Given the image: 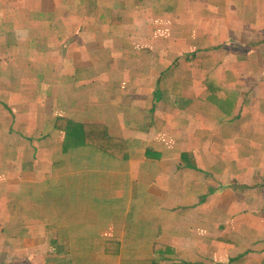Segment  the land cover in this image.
I'll return each mask as SVG.
<instances>
[{"label":"crops","instance_id":"1","mask_svg":"<svg viewBox=\"0 0 264 264\" xmlns=\"http://www.w3.org/2000/svg\"><path fill=\"white\" fill-rule=\"evenodd\" d=\"M181 3L0 0V264H264V129L239 104L244 77L264 72V0H210L220 42L199 56L209 36L176 21L201 18L203 1ZM253 23L250 52L222 46L243 49ZM94 55L108 81H85ZM75 70L77 99L58 92ZM73 123L127 149L69 140Z\"/></svg>","mask_w":264,"mask_h":264},{"label":"rangeland","instance_id":"2","mask_svg":"<svg viewBox=\"0 0 264 264\" xmlns=\"http://www.w3.org/2000/svg\"><path fill=\"white\" fill-rule=\"evenodd\" d=\"M156 2H159L160 0H155ZM176 3H175V2ZM183 1V0H182ZM180 0V2L178 0H163V2H166V4L164 5V8L170 4L169 9H173L172 5H182V2ZM203 3L199 4V7H201L202 9V17L200 18L199 15L194 14L192 15L189 19L187 23H184V25L178 21H176V23L180 24L182 31L185 32H198L196 34H199L201 36L204 35H208L209 37L206 40H201L198 38V40L196 39V45L194 47H198V50L196 51V49L193 51V54L199 56L200 53L202 52V50L205 48L207 50H209V52L205 53L204 55L210 54L211 52L214 51L211 50V45L210 44H216L220 42V38L219 35L215 38V39H210V31L213 30H218L219 27V22L217 21V23H213L211 24L213 18H217L219 16L218 13H215L212 6H210V0H202ZM197 3H195L194 5H196ZM176 7L177 9H179V7ZM175 8V9H176ZM43 16V15H41ZM144 18V16H143ZM196 20H200L197 23H190V21H196ZM2 24V22H0V25ZM58 24V23H57ZM225 26V25H224ZM256 30H259V26L255 27L254 23L251 25V29H249L248 31H246L248 33V38H246V40H248V44L242 49L241 46L235 44L234 42L231 44L230 43V37L227 39H223L222 40V46H226L230 47V49H228L229 51H239V52H250L253 49V41H256L257 38L255 36L256 34ZM188 34H185L184 36H187ZM259 38V40H261V36L258 34L257 36ZM221 46V47H222ZM249 47V48H247ZM223 48V47H222ZM232 48V49H231ZM255 48V47H254ZM130 50L127 48H121L120 50H114V52L120 53L122 55V57H124V59H127L125 56L127 52H129ZM145 51V50H143ZM138 51H136L137 54ZM190 53H186V57L191 56L189 55ZM109 56L112 57V63L111 64H117V56L112 54V53H108ZM202 56V58L207 59L205 56ZM229 53L227 52L226 49L223 50V52L220 54L222 59H226L228 57ZM137 56V55H135ZM106 57V54L103 56V62L104 65L107 67L108 65L104 62V59ZM98 59V57L96 55L89 57V60L91 61H87L88 66L91 67V69L88 71V79H86L85 81H108L106 79H104L103 77H99L100 74H103V72L106 70L105 69H100L98 68L92 61L93 60ZM174 61V60H172ZM171 61V62H172ZM126 64V63H124ZM198 64H200L198 62ZM248 69L243 71V74H247L248 73ZM212 73L214 74L215 69L211 70ZM210 69H208L206 72L203 73L202 75V79L204 81H209V73L211 72ZM135 70H130V76L134 77L135 74ZM197 73V72H196ZM82 71H77L75 70L72 74L71 77H65L61 80H59V87H58V92L61 94H71L72 96H75L74 98H79L80 97V92H81V86L78 84L80 81L82 80ZM127 75V74H126ZM80 79V81H77V79ZM128 81H137V80H129ZM141 81V80H138ZM159 81H177V80H172L170 79H165V78H160ZM181 81V80H179ZM242 81H247L245 88L246 90H244L241 95L239 96V104H240V110L242 111L241 113V122L243 124H246L247 122H254L255 125H260V127H262L264 129V72L260 73V71H258L256 74L252 75L251 78H246L244 77V79ZM224 82V81H223ZM123 90V88H121ZM58 110L57 115L61 114ZM67 116V115H65ZM55 120V118H51L49 119V122H53ZM239 120V119H238ZM47 122V124L49 123ZM256 179L258 178L257 173H255ZM19 198L17 197H12L11 201L14 202V205L16 206V202ZM0 214L1 217L3 216L2 213V208H0ZM43 215L48 216V211H43ZM4 218V217H3ZM254 245V244H253ZM251 245V246H253ZM258 246H261V241L258 243ZM255 249H257V246H255ZM229 262V261H228ZM196 262H187L186 264H194ZM199 264H227L226 262H221V263H215V262H210V263H204L201 262Z\"/></svg>","mask_w":264,"mask_h":264},{"label":"trees","instance_id":"3","mask_svg":"<svg viewBox=\"0 0 264 264\" xmlns=\"http://www.w3.org/2000/svg\"><path fill=\"white\" fill-rule=\"evenodd\" d=\"M54 7H49V5H47L46 7H43V14H47L48 12L54 14ZM8 11L10 12L9 14H13L14 11H11V8H8ZM47 12V13H46ZM74 13V11H73ZM73 15V14H72ZM10 18H12V16H10ZM5 23H8V21H5ZM59 25H62L61 23H58ZM64 28V27H63ZM222 98V102L219 101V99ZM201 101L203 102H211L213 104H215L219 109L224 110V112H226L225 108L228 109L229 107L225 106L226 102H230L227 101L226 96L222 93H214V92H210V91H206L204 93H202L201 95ZM235 105V102H234ZM73 125V129L71 131L68 132V138L69 140H71V136H77L78 138H80L81 136L83 137V139L77 140L76 142H86L88 145L90 146H95L98 149L112 154L113 150H119L120 152L122 151V149H127V147L125 146H118L119 140H112L111 138L108 137V135L106 134V132H103V134L101 135L99 132L98 133H90L88 135H85V133H81L80 129H83L82 127H80L77 124H72ZM90 128L89 127H85V130H88ZM115 145L116 148L114 147ZM127 153V150L124 151L121 155H125ZM95 252H97L99 250V248L97 246L94 247ZM125 264V263H124ZM143 264H159L158 263V259H156L155 257H153L148 263L145 262Z\"/></svg>","mask_w":264,"mask_h":264}]
</instances>
